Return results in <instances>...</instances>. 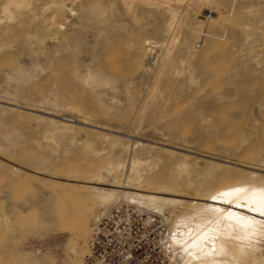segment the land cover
Here are the masks:
<instances>
[{"label": "rangeland", "instance_id": "374dc122", "mask_svg": "<svg viewBox=\"0 0 264 264\" xmlns=\"http://www.w3.org/2000/svg\"><path fill=\"white\" fill-rule=\"evenodd\" d=\"M7 5L0 264H81L105 210L146 208L124 192L183 201L146 209L179 237L169 264H190L180 231L202 220L195 203L264 187V0H24L12 21ZM43 214L68 226L88 215L86 231L42 237ZM204 224L195 235L209 237ZM252 226L242 238L264 251V226Z\"/></svg>", "mask_w": 264, "mask_h": 264}, {"label": "bare ground", "instance_id": "6f19581e", "mask_svg": "<svg viewBox=\"0 0 264 264\" xmlns=\"http://www.w3.org/2000/svg\"><path fill=\"white\" fill-rule=\"evenodd\" d=\"M23 4L24 0H9V5L19 7ZM9 5L4 7V13L7 14L9 21H12L15 16ZM110 170H108V172H110ZM173 183L178 184V179L175 178ZM124 194L125 196L127 195L129 200H132L137 204H143L146 208L155 209L159 213L163 212L162 207L159 206L160 202H163V204L169 203L174 205L184 204L182 203L183 201L174 198H162L160 196L140 195L138 193L129 192H124ZM99 196L102 204L106 205L111 204L118 195L115 191H110L100 192ZM52 197H54V195L44 199L43 201L46 203L49 199H53ZM208 200L218 204L195 203L197 210L201 211H197L196 213L200 215L202 220L198 221L196 225L188 229L189 231L187 233H185V231H180L181 236L184 235L183 238H180L182 239V242L187 244L186 247L188 249V254L190 253L187 255L189 256L190 264H260L262 257L257 256V254L260 252L263 254L264 251H262L259 247L250 245L246 239H243L242 237L245 235L246 226L251 225V227H253L254 225L252 226V224L257 225L258 227L262 225L264 226V221L257 218V216L264 217V187L258 189L257 187L254 188L248 185L240 184L235 187L222 189L218 191V193L216 192V195ZM219 204L227 206L223 207ZM228 207H236L248 213L250 212V214L255 216H247L245 214L238 213L235 210L229 209ZM146 208L141 207L143 210H147ZM161 215L166 218L163 214ZM42 218L45 219L47 216L43 214ZM54 220L55 218L53 221ZM166 220L168 221L167 218ZM53 221H48L50 224L45 226L44 230L40 233L42 237H47L57 229L65 227L75 231L78 235H81L84 231H86L85 229L88 224V215L81 214L77 216L75 221H72L73 223L70 226L62 221L61 223L59 222L60 224H55V221ZM202 223L213 224L212 229L210 228L211 226H209L212 233H209L208 231L207 232L209 234H207V232L205 233V235L207 234L210 238L195 235V230L200 226V224L202 226ZM178 238L179 237L175 234L172 236L170 235V242L176 241ZM204 239L209 241L210 246H206V244H204ZM192 248L195 250H192ZM193 251L196 254H194ZM69 264H76V262H69Z\"/></svg>", "mask_w": 264, "mask_h": 264}, {"label": "built area", "instance_id": "2783aa9c", "mask_svg": "<svg viewBox=\"0 0 264 264\" xmlns=\"http://www.w3.org/2000/svg\"><path fill=\"white\" fill-rule=\"evenodd\" d=\"M170 235L163 216L118 201L95 221L81 264H169Z\"/></svg>", "mask_w": 264, "mask_h": 264}]
</instances>
